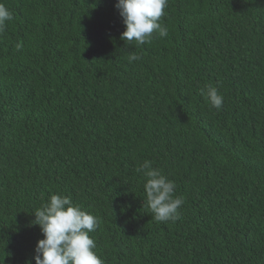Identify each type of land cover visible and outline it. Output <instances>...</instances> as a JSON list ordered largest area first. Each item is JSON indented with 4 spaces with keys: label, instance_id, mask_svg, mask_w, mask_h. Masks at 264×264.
<instances>
[{
    "label": "trees",
    "instance_id": "obj_1",
    "mask_svg": "<svg viewBox=\"0 0 264 264\" xmlns=\"http://www.w3.org/2000/svg\"><path fill=\"white\" fill-rule=\"evenodd\" d=\"M0 3V264H34L53 194L98 218L103 264H264V0H168L143 45L116 0ZM145 160L177 221L153 219Z\"/></svg>",
    "mask_w": 264,
    "mask_h": 264
},
{
    "label": "clouds",
    "instance_id": "obj_2",
    "mask_svg": "<svg viewBox=\"0 0 264 264\" xmlns=\"http://www.w3.org/2000/svg\"><path fill=\"white\" fill-rule=\"evenodd\" d=\"M167 3L168 0H116L114 6L125 26L120 39L143 45L151 42L153 33L166 37L167 28L160 21ZM12 18L9 9L0 3V33L4 31L5 22ZM16 47L20 49L22 45L18 43ZM139 59L135 54L129 55L130 62ZM205 95L212 108L221 109L223 96L216 87L209 86ZM136 171L146 178L144 192L153 219L160 223L177 221L184 201L174 195L175 183L153 168L148 160ZM98 222L97 217L75 205L70 196L51 195L48 202L34 212L32 224L39 227L43 236L34 249V264H103L94 251L95 241L89 235L96 230Z\"/></svg>",
    "mask_w": 264,
    "mask_h": 264
}]
</instances>
